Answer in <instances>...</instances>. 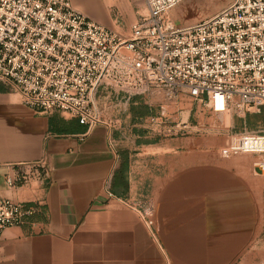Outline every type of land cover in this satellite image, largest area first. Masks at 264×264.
<instances>
[{
	"label": "crops",
	"instance_id": "obj_1",
	"mask_svg": "<svg viewBox=\"0 0 264 264\" xmlns=\"http://www.w3.org/2000/svg\"><path fill=\"white\" fill-rule=\"evenodd\" d=\"M72 3L124 37L148 15L145 0ZM188 97L179 94L177 103ZM135 119L121 116L119 134ZM71 120L0 89V195L43 204L28 224L3 231L0 264H264L249 181L203 159L200 136L182 133L154 151L112 138L106 124L82 132ZM43 158L45 186L6 187V165Z\"/></svg>",
	"mask_w": 264,
	"mask_h": 264
},
{
	"label": "built area",
	"instance_id": "obj_2",
	"mask_svg": "<svg viewBox=\"0 0 264 264\" xmlns=\"http://www.w3.org/2000/svg\"><path fill=\"white\" fill-rule=\"evenodd\" d=\"M184 1L145 0L148 15L124 37L72 0H0V89L18 93L37 112L77 119L87 131L108 125L97 95L109 88L128 97L184 93L217 114L264 111V0H232L213 15L178 25L170 12ZM168 102L146 118L159 131L172 122ZM241 153L264 155V131L233 135L219 149L223 158ZM257 166L264 173V158ZM6 168L4 184L11 189L49 181L44 158ZM42 212L39 201L0 195V238ZM144 214L151 216L152 208Z\"/></svg>",
	"mask_w": 264,
	"mask_h": 264
},
{
	"label": "rangeland",
	"instance_id": "obj_3",
	"mask_svg": "<svg viewBox=\"0 0 264 264\" xmlns=\"http://www.w3.org/2000/svg\"><path fill=\"white\" fill-rule=\"evenodd\" d=\"M231 1L185 0L170 12V16L178 25L194 23L203 17L219 12ZM178 16L182 17V21L178 20ZM97 97L98 109L106 114L105 121L111 127L112 138L119 137L118 139L124 142H134L137 147L149 146L148 148L151 150L160 151L161 146L167 145V140L176 136L181 137L182 133L186 136H193L194 134L200 136L203 153L207 155L203 159L225 167L231 174L249 181L253 195L252 211L256 215L255 224L256 227L261 229L260 236L257 239L260 242L264 240V173L257 166L264 155L241 153L223 158L219 154L220 147L233 135L244 132L262 133L264 131V111L261 113L247 112L244 116H240L236 112L217 114L190 96L181 104L177 103L180 102L178 98H167L163 92L128 97L124 92L109 88L100 91ZM134 100L137 101L136 104H133V102H136ZM117 101H120L121 105L115 107ZM167 101H169L168 115L171 116L172 122L168 121L166 123L167 128L164 131H159L156 126L146 122V118L158 116L161 113V106ZM115 111L120 113L117 117L113 115ZM129 114L131 118L133 115L136 117V126L128 128L132 130L131 132L128 130L119 134L117 127L120 123L118 120L121 116L125 118ZM181 121H184L187 125L185 130L179 131L177 128L169 130L173 124ZM118 145L124 147L121 143ZM116 147L118 148V146Z\"/></svg>",
	"mask_w": 264,
	"mask_h": 264
},
{
	"label": "trees",
	"instance_id": "obj_4",
	"mask_svg": "<svg viewBox=\"0 0 264 264\" xmlns=\"http://www.w3.org/2000/svg\"><path fill=\"white\" fill-rule=\"evenodd\" d=\"M50 124H51V129L56 131L57 129L54 126H52V124H53L52 120H50ZM70 124L74 125V126H78V125L82 126V128H81L83 130L82 132H86L87 131V127L85 125H83V124H80L79 121L76 120V119H72L70 121ZM57 131L58 132H64L65 130L64 129H58ZM121 158H122L121 166L122 167H126L128 165V154H127L126 151L121 152Z\"/></svg>",
	"mask_w": 264,
	"mask_h": 264
}]
</instances>
